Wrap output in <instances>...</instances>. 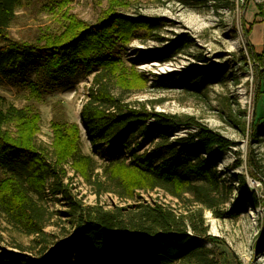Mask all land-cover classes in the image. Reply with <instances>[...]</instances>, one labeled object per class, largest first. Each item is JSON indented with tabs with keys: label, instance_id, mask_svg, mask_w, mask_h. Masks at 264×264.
<instances>
[{
	"label": "trees",
	"instance_id": "obj_1",
	"mask_svg": "<svg viewBox=\"0 0 264 264\" xmlns=\"http://www.w3.org/2000/svg\"><path fill=\"white\" fill-rule=\"evenodd\" d=\"M19 3L20 0L0 2V21L4 26L10 20L5 10L10 6L17 8ZM227 8L234 11L235 0H227ZM160 28V20L111 13L94 25L70 17L62 31L48 33L36 41L11 40L0 29L4 41L0 46V86L5 83L25 87L39 98L56 92L69 79L94 75L81 111L94 156L81 151L79 125L64 121L54 122L55 139L48 152L37 143L39 113L19 109L0 97L2 208L14 223L28 225L31 233L44 235L43 219L39 218L34 197H43L49 191L64 198L69 206L64 215L76 220L74 231L62 243L39 253L33 254L24 246L15 247L19 253L0 247V264H219L209 250L197 244L189 246L194 240L192 235H208L203 211L177 214L167 207L146 203L113 209L85 207L64 183L65 165L72 162L86 181L111 192L105 185L109 183L127 199H134L139 190H162L175 198L191 194L196 202L215 209L223 182L219 171L221 155L234 143L203 124L182 123L176 116L150 111L145 105L126 106L112 92L115 87L129 90L117 82L119 77L127 80L117 49L129 45L140 31L154 36ZM252 31V26L246 30L247 54L255 66L261 68L262 64V70L256 69L257 74H262L264 55L256 52L251 43ZM155 38L165 42V38ZM191 43L186 36L149 60L171 62L188 51ZM195 59L202 64L193 67L197 74L196 78L191 77L193 88L210 82L214 71L206 65L208 59L203 55ZM244 61L248 66L247 57ZM153 87L177 89L184 85L179 76L159 80ZM181 126L193 127L195 131L173 140L172 130ZM256 132L251 140L264 132V125ZM95 158L105 162L101 174H95ZM241 198L246 200L243 192ZM249 203L254 209L261 207L256 194L249 197Z\"/></svg>",
	"mask_w": 264,
	"mask_h": 264
},
{
	"label": "rangeland",
	"instance_id": "obj_2",
	"mask_svg": "<svg viewBox=\"0 0 264 264\" xmlns=\"http://www.w3.org/2000/svg\"><path fill=\"white\" fill-rule=\"evenodd\" d=\"M6 1L0 0L1 3ZM244 1L235 0L233 11L227 8V0H20L17 8L10 6L5 10L10 18L8 25L4 26L0 21L4 36L18 42L36 41L48 33H58L70 17L89 25L99 23L111 13L161 21L160 31L154 36L140 31L129 45L117 49L127 78L119 77L117 82L129 90L114 86L112 92L126 106L145 105L150 111L176 116L182 123L203 124L234 143L221 155L219 171L223 182L217 202H214L215 209L212 211L196 202L191 194L175 198L162 190H139L134 199H127L117 194V188L109 183L105 185L111 192L86 181L72 162L65 165L64 183L72 188L74 196L85 207L113 209L146 203L167 207L177 214L203 211L208 235L203 238L192 235L194 240L189 246L197 244L209 250L219 264H264V132L251 140L252 133L257 134L264 125V72L257 74L256 69L262 70V64L258 68L248 56L246 36V30L252 26L249 39L256 52L264 55V44L261 43L264 0ZM155 36L165 38V42H158ZM186 36L192 41L188 51L168 63L149 60L150 56ZM3 44L0 37V46ZM197 55L206 57V65L214 71L209 76L210 82L193 88L191 77H197L193 67L202 64L195 59ZM244 57L248 59V66ZM179 76H182L184 88L153 87L159 80ZM93 77L81 74L63 82L56 92L39 98L28 88L4 83L0 86V97L19 109H34L39 113L37 143L48 152L52 151L55 139L54 122L64 121L79 125L81 151L94 156L81 121ZM172 131L174 140L195 130L181 126ZM95 161V174H101L105 162L99 158ZM254 181L258 184L253 185ZM242 192L245 201H242ZM46 193L43 197H34L38 201L39 218L43 219L44 235L31 233L28 225L14 223L2 208L0 199L2 249L19 253L15 247L24 246L36 254L62 243L66 235L74 231L75 218L64 215L69 211L67 202L61 196ZM252 194L258 197L260 208L254 209L250 205Z\"/></svg>",
	"mask_w": 264,
	"mask_h": 264
},
{
	"label": "crops",
	"instance_id": "obj_3",
	"mask_svg": "<svg viewBox=\"0 0 264 264\" xmlns=\"http://www.w3.org/2000/svg\"><path fill=\"white\" fill-rule=\"evenodd\" d=\"M264 37H261V43H263L264 44V39H263ZM259 53V52H258Z\"/></svg>",
	"mask_w": 264,
	"mask_h": 264
},
{
	"label": "built area",
	"instance_id": "obj_4",
	"mask_svg": "<svg viewBox=\"0 0 264 264\" xmlns=\"http://www.w3.org/2000/svg\"><path fill=\"white\" fill-rule=\"evenodd\" d=\"M258 184V182L254 181L253 185ZM260 184V183H259Z\"/></svg>",
	"mask_w": 264,
	"mask_h": 264
}]
</instances>
